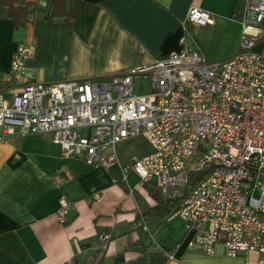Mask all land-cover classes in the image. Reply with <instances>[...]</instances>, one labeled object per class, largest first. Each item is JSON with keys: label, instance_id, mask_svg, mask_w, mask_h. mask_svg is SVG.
<instances>
[{"label": "crops", "instance_id": "0c3cea01", "mask_svg": "<svg viewBox=\"0 0 264 264\" xmlns=\"http://www.w3.org/2000/svg\"><path fill=\"white\" fill-rule=\"evenodd\" d=\"M191 5L210 21L187 20ZM244 7L245 0H0V93L10 99L17 88L7 77L25 40L35 46L26 79L45 82L122 73L177 50L183 33L207 59L229 58L239 49ZM65 17L71 23L56 20ZM19 132L0 139V264H264L259 251L230 256L221 243L213 253L185 246L184 221L174 213L183 192L142 183L132 169L123 178L122 164L152 151L142 135L120 140L117 161L104 167L64 156L50 133ZM61 196L70 202L65 222L56 217ZM102 231L110 233L104 249Z\"/></svg>", "mask_w": 264, "mask_h": 264}, {"label": "built area", "instance_id": "2783aa9c", "mask_svg": "<svg viewBox=\"0 0 264 264\" xmlns=\"http://www.w3.org/2000/svg\"><path fill=\"white\" fill-rule=\"evenodd\" d=\"M186 19L210 21L209 12L195 5ZM262 20L264 0H245L239 49L231 57L207 59L185 44L183 33L177 50L104 78L28 80L25 59L35 46L20 41L7 77L17 88L10 99L0 93V139L17 130L50 133L64 156L105 167L117 161L120 140L142 135L152 151L122 164L123 178L132 169L140 182L153 181L165 192L184 186L174 213L184 221L187 248L213 253L221 243L230 256L264 253ZM181 27L186 31L184 22ZM135 76L148 91L138 90ZM199 171L203 177L190 184V174ZM69 206L59 197L58 221H66ZM109 239L108 231L97 234L103 249Z\"/></svg>", "mask_w": 264, "mask_h": 264}, {"label": "trees", "instance_id": "16d2710c", "mask_svg": "<svg viewBox=\"0 0 264 264\" xmlns=\"http://www.w3.org/2000/svg\"><path fill=\"white\" fill-rule=\"evenodd\" d=\"M11 7H13V6L11 5ZM46 18L51 21L52 20V15L49 13V14L46 15ZM56 20H58V21L60 20V22H64V23H68V24L71 23V18L70 17H65L62 20L61 19H56ZM204 173H205V171L204 172L203 171H199V172H195V173L190 174V184H194L196 180L202 178ZM169 204H170V209L171 210H173L174 208L177 207L174 200L172 201V203H169ZM73 264H77V263L75 262Z\"/></svg>", "mask_w": 264, "mask_h": 264}, {"label": "rangeland", "instance_id": "374dc122", "mask_svg": "<svg viewBox=\"0 0 264 264\" xmlns=\"http://www.w3.org/2000/svg\"><path fill=\"white\" fill-rule=\"evenodd\" d=\"M134 83H136V84H138V90L140 91V92H146V91H148L149 90V88H148V85H147V83H146V81L145 80H143V79H141L139 76H135L134 77ZM189 186V185H188ZM187 187V186H186ZM178 189V193L177 194H182V192H183V190H184V186H178L177 187Z\"/></svg>", "mask_w": 264, "mask_h": 264}]
</instances>
